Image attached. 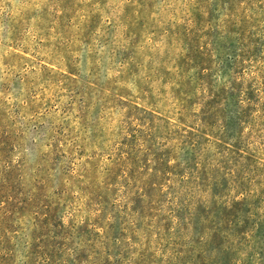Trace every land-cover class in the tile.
Returning a JSON list of instances; mask_svg holds the SVG:
<instances>
[{"label":"rangeland","instance_id":"rangeland-1","mask_svg":"<svg viewBox=\"0 0 264 264\" xmlns=\"http://www.w3.org/2000/svg\"><path fill=\"white\" fill-rule=\"evenodd\" d=\"M0 264H264V0H0Z\"/></svg>","mask_w":264,"mask_h":264}]
</instances>
